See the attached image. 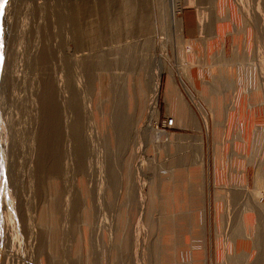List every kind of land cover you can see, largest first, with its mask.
<instances>
[{
    "label": "rangeland",
    "instance_id": "1",
    "mask_svg": "<svg viewBox=\"0 0 264 264\" xmlns=\"http://www.w3.org/2000/svg\"><path fill=\"white\" fill-rule=\"evenodd\" d=\"M123 1L0 0V264H237L241 251L250 254L249 264H264V0L221 1L217 9L225 24L211 30V36H218L226 58L224 73L211 85L206 84L214 77L213 68L202 72L198 66V46L210 39V32L192 40L180 37L169 20L171 0H128L134 5L130 10ZM199 1L178 0V17L192 8L199 29L201 13L214 27L217 3ZM74 22L83 30L78 41L94 60L78 70L80 100L93 107L82 127L88 155L82 164L86 169L74 170L72 157L66 158L71 146L63 138L56 146L63 174L56 176L58 160L43 145L42 101L45 80L63 75L65 50H74ZM162 63L159 68L167 72L156 118L146 80ZM220 84L222 90H211ZM168 85L194 114L197 128H179V116L167 104ZM142 98L149 100L141 108ZM212 99L219 101L215 112ZM119 103L125 105L123 121L116 116ZM167 119L174 120L172 129L164 128ZM158 132L173 141L153 142ZM188 176L194 185L186 183ZM172 178L191 190L189 204L175 201ZM163 180L165 191L158 194ZM165 197L170 200L163 205ZM248 222L247 236L242 229ZM257 237L260 243L253 242Z\"/></svg>",
    "mask_w": 264,
    "mask_h": 264
},
{
    "label": "bare ground",
    "instance_id": "2",
    "mask_svg": "<svg viewBox=\"0 0 264 264\" xmlns=\"http://www.w3.org/2000/svg\"><path fill=\"white\" fill-rule=\"evenodd\" d=\"M93 1V0H92ZM95 1V0H94ZM97 1V0H96ZM125 1V0H124ZM123 1V2H124ZM134 1V0H133ZM159 1V0H158ZM163 0H161L160 2H162ZM199 1V0H198ZM198 1L197 0H194V1H192V0H187V2L189 3V4H192V5H194L195 3H198ZM201 1V0H200ZM199 1V2H200ZM209 1V0H208ZM215 1V3H217V4H215V7H214V9H216V12H215V23H214V27H210L209 26V24L210 23H208V20H207V15H204V14H202L201 12V14H200V20H201V23H200V33H205V34H208L209 32H210V34L208 35V36H210V39H208V40H206L205 42H204V44H203V46H201V47H199L198 46V49H200V51H201V55H200V60H199V62H198V66H199V70H201L202 72H204V68H208V69H210V68H213V71H212V74H213V76L214 77H212V81H210L211 83L209 84H206V85H211L212 83H213V81H216L217 80V82H218V80L220 79V76H221V72L222 73H224V69H223V67H224V65H225V58H226V56H225V53H224V51H223V48L221 47V45L219 44V43H221V41L218 39V36L216 35V34H213L214 35V38L211 36V30H217L218 28H220L222 25H224L225 23H224V21L221 19V14L220 13H218V9L217 8H220V3H221V1L222 0H214ZM258 1V0H257ZM121 2H122V0H121ZM177 2H178V0H171V18L169 19L170 20V22H171V24L173 25V26H175V29H176V27H178L177 29H179V31H180V37H183V31H182V19L180 18V17H178V15H179V12H180V10H179V5L177 4ZM192 2V3H191ZM260 2V1H259ZM94 3V2H93ZM214 3V2H213ZM257 3V2H256ZM95 4H96V2H95ZM199 4V3H198ZM201 4H202V2H201ZM158 5V4H157ZM160 5V4H159ZM186 5V4H185ZM259 5V4H258ZM126 8L125 9H127V8H129V10L134 6H132V4L128 1V0H126V2H125V5H124ZM197 6V5H196ZM219 6V7H218ZM198 7V6H197ZM159 8V7H158ZM222 8V7H221ZM160 9V8H159ZM199 9H201V6H200V8ZM257 10H258V6H257ZM145 11V10H144ZM159 11V10H158ZM215 11V10H214ZM259 11V10H258ZM257 11V12H258ZM262 11V10H261ZM161 13V12H160ZM199 13V12H198ZM158 14V13H157ZM261 13H259V15H260ZM99 15V14H98ZM130 15V14H129ZM258 15V16H259ZM261 15H263V14H261ZM260 15V16H261ZM77 16H79L78 14H77ZM160 16H161V14H160ZM213 16V15H212ZM76 17V16H75ZM130 17H132V16H130ZM148 17H149V15H148ZM255 17V16H254ZM262 17V16H261ZM78 18V17H77ZM136 18V17H135ZM164 18H165V16H164ZM149 19V18H148ZM150 19H151V17H150ZM213 19V18H212ZM257 20V19H256ZM261 20V19H260ZM263 20V19H262ZM79 21V20H78ZM130 21V20H129ZM145 21V20H144ZM143 21V22H144ZM259 21V20H258ZM153 22V21H152ZM263 22H264V20H263ZM75 24L77 23V22H74ZM148 23H149V21H148ZM224 23V24H223ZM259 23V22H258ZM79 24V23H78ZM165 24H167V20L165 19V21L162 23V27L164 28L166 25ZM264 24V23H263ZM77 25V24H76ZM75 25V26H76ZM168 25V24H167ZM79 26H81V24L80 25H77L76 26V30H74V32L76 33V35L77 36H75V37H77V39L74 41V42H72V45H73V48H74V50L72 51V53H68V48H66V50H65V53H67V56L64 58V62H65V66H64V71H63V75H61L60 76V78L56 81V80H53V81H50L49 79H46L45 80V88H46V92H45V95L43 96V103L42 104H44L45 106H46V116H44V121H46V128L44 129V131H43V133H44V137H45V139H43V141H44V143H43V145H44V149L48 152V150L50 149L51 150V154H52V156H54V159L58 162V166H56L55 168H54V172H55V175L56 176H58V175H60L61 176V173L63 172V165H62V167H61V164H60V162H62V161H59L60 159L57 157L58 155H60V151H61V149H60V151H59V148L58 147H56V146H58V143L60 144L61 143V141H65V142H67L66 143V146H67V144L68 145H70L71 146V149H70V151H69V153L67 152V156L69 155V157H66V158H70L71 159V157H72V162H74V164H75V166H74V170H78V171H81V169L83 168L82 167V164H83V161H84V158L85 157H87V155H88V149L86 150V146H85V138H84V136H83V134H82V132H84L83 130H82V127H84V123H83V120H84V118L85 119H90V117L92 116V112H93V107H91V105H90V103H91V101H89L88 102V100L86 101V103L88 102L89 104H88V106H86V104H85V99L84 100H82L83 102H81V100H80V96H81V89H82V79L80 78V77H82L80 74H78V70H81V69H79L80 68V65L82 64H86L85 66L88 68L90 65H92L91 64V61H94L92 58V55H91V53H90V50L89 49H86L85 48V46L83 45V44H81V42H79L80 41V39H79V37H78V35H79V33H82V31H81V29L79 28ZM213 26V25H212ZM169 27V26H168ZM170 27H171V25H170ZM215 28V29H214ZM92 29V28H91ZM152 31V30H151ZM84 32H85V30H84ZM89 32V31H88ZM90 32H91V30H90ZM92 32H93V35H94V33L96 32L97 33V29H95L94 30V28L92 29ZM208 32V33H207ZM99 33V32H98ZM150 33V32H149ZM74 34V33H73ZM83 34V33H82ZM144 34V33H143ZM153 34V33H152ZM148 35V34H147ZM151 35V34H150ZM261 35V34H260ZM143 37H145V36H143ZM130 38V37H129ZM151 38V37H150ZM149 38V40H150V42H151V39ZM262 38V37H261ZM260 38V39H261ZM78 39H79V41H78ZM126 39V38H125ZM136 39H137V37H136ZM146 39V38H145ZM153 40H154V36H153ZM153 40H152V45H153ZM263 40V39H262ZM114 41H116V39L114 40ZM261 41V40H260ZM102 42H104V41H102ZM133 42L134 41H132V44H133ZM140 42V41H139ZM149 42V41H148ZM155 42V41H154ZM258 42H259V40H258ZM140 43H142V42H140ZM122 44V43H121ZM127 44V43H126ZM130 44V43H129ZM145 44V43H144ZM68 45V44H67ZM155 45V44H154ZM264 45V44H263ZM263 45H261L262 47H263ZM121 46V45H120ZM128 46V45H127ZM126 46V47H127ZM131 47H132V45H130ZM133 46H134V44H133ZM136 46V45H135ZM147 46V45H146ZM149 46V45H148ZM131 47L129 48V49H131ZM94 48V47H93ZM119 48V47H118ZM134 48H136V47H134ZM143 48V47H142ZM99 49V48H98ZM143 49H145V48H143ZM152 49V48H151ZM258 49H260V48H258ZM100 50V49H99ZM103 50V49H102ZM109 50V49H108ZM107 50V51H108ZM128 50V49H127ZM137 50V49H136ZM135 50V51H136ZM94 51V50H93ZM112 50H110L109 52H111ZM122 51H123V49H122ZM131 51H132V49H131ZM142 51V50H141ZM152 51V50H151ZM199 51V52H200ZM263 51H264V49H263ZM92 52V51H91ZM120 52V51H119ZM134 52V51H133ZM259 52V51H258ZM121 53V52H120ZM119 53V54H120ZM95 54V53H94ZM97 54V53H96ZM102 54V53H101ZM105 54H108V53H105ZM117 54V53H116ZM131 54H132V52H131ZM150 54V53H149ZM179 54H180V52H179ZM113 55V54H112ZM122 55V54H121ZM124 55V54H123ZM129 55V54H128ZM137 55H139V54H137ZM238 55H239V50H238ZM102 56V55H101ZM108 56V55H107ZM115 56V55H114ZM234 56V55H233ZM240 56H241V54H240ZM44 57H45V55H44ZM102 57H104V56H102ZM118 57H119V55H118ZM128 56H126V58H127ZM133 57V56H132ZM141 57V56H140ZM257 57V56H256ZM101 58V57H100ZM105 58L106 57H104L103 59L105 60ZM109 58V57H108ZM44 59H47V58H44ZM102 59V58H101ZM115 59H117V57L115 58ZM119 59V58H118ZM117 59V60H118ZM129 59H130V57H129ZM132 59V58H131ZM143 59V58H142ZM151 59V58H150ZM243 59H245V58H243ZM243 59L241 60L240 59V61H239V63L243 66V64L242 63H244L243 62ZM258 59V58H257ZM97 60V59H96ZM99 60V59H98ZM147 60V59H146ZM154 60V59H153ZM101 61V60H100ZM122 61V60H121ZM126 61H127V59H126ZM144 61V60H143ZM152 61V60H151ZM258 61H260V63H261V60H259L258 59ZM104 62V61H103ZM139 62H142V61H140L139 60ZM145 62V61H144ZM143 62V63H144ZM147 62V61H146ZM158 62H160L159 60H158ZM157 62V63H158ZM163 62V61H162ZM102 63V62H101ZM100 63V64H101ZM151 63V62H150ZM153 63V62H152ZM258 63V62H257ZM96 64V63H95ZM99 64V63H98ZM118 64V63H117ZM125 64V63H124ZM148 64V63H147ZM155 64V63H154ZM160 64V63H159ZM259 64V63H258ZM262 64V63H261ZM260 64V65H261ZM110 65V64H109ZM114 65V64H113ZM133 66H134V64H132ZM138 65V64H137ZM141 65V64H140ZM146 65V64H145ZM187 65H189L190 66V68L192 67V65L191 64H189V63H187ZM99 66V65H98ZM103 66V65H102ZM132 66V67H133ZM135 66H136V63H135ZM143 66H144V64H143ZM149 66V65H148ZM157 66H158V68H156L155 67V69H153V71L150 73V75H151V77L150 76H148L149 75V73H147V74H145V76L147 75L148 77H150V78H148V80H146V81H149V83L151 84V91H147V93L149 94V93H151V95L148 97L149 99H150V103L152 104L151 105V110H152V114H153V116L154 117H156V118H158L157 116H158V109H157V104H158V98H159V95H160V92H161V86H162V76H163V74L165 73V72H167L166 70L164 71V69H161V68H159L160 66L161 67H163L164 65H163V63H162V65H158L157 64ZM196 66V65H195ZM197 66V67H198ZM259 66V65H258ZM263 66V65H262ZM93 67V66H92ZM107 67V66H106ZM125 68L127 67V66H124ZM129 67V66H128ZM131 67V66H130ZM132 67L130 68V69H132ZM141 67H142V65H141ZM146 67V66H145ZM113 68V67H112ZM135 68V67H134ZM134 68H133V70L132 71H134ZM137 68V67H136ZM164 68V67H163ZM114 69H116V68H114ZM130 69H128L129 71H130ZM138 69H140V67L138 68ZM151 69V68H150ZM113 70V69H112ZM128 70L125 72V74L128 72ZM141 70V69H140ZM142 70H144V68H142ZM170 70V69H169ZM250 70V69H249ZM82 71V70H81ZM119 71V70H118ZM117 71V72H118ZM135 71H137L136 69H135ZM83 72V71H82ZM120 72V71H119ZM138 72V71H137ZM149 72V71H148ZM169 72V75L172 77L173 76V72L170 70V71H168ZM86 73H89V75H90V72H86ZM85 73V74H86ZM131 73V72H130ZM110 74V73H109ZM112 74V73H111ZM110 74V75H111ZM124 74V75H125ZM127 74H129V72L127 73ZM137 74V73H136ZM182 74H184V73H182ZM215 74H217V76L215 75ZM120 75V74H119ZM119 75H117L118 77H120ZM123 75V74H122ZM132 75V74H131ZM134 76H135V74H133ZM132 75V76H133ZM142 75H143V73H142ZM184 75H187V74H184ZM220 75V76H219ZM113 76H114V74H113ZM116 76V75H115ZM126 76V75H125ZM202 76V75H201ZM124 77V76H123ZM47 78V77H46ZM75 78V80H73ZM88 78V77H87ZM122 78V77H121ZM121 78L119 79V80H121ZM145 78V77H144ZM219 78V79H218ZM124 79H125V77H124ZM73 80V82H71ZM119 80H118V82H119ZM210 80V79H209ZM44 81V80H43ZM89 81V80H88ZM143 82L145 81V79L144 80H142ZM90 82V81H89ZM124 82H125V80H124ZM123 81H122V83H124ZM207 82H209V81H207ZM221 82V81H220ZM146 83V82H145ZM144 83V84H145ZM149 83H146V84H149ZM206 83V82H205ZM201 84V83H200ZM224 84V83H223ZM245 84H247V83H245ZM192 85V84H191ZM113 86V85H112ZM119 86H120V84H119ZM122 86V85H121ZM124 86H125V83H124ZM148 86V85H147ZM193 86V85H192ZM216 86H218V88L216 89V87H213V88H215V89H212V87L211 86H209V88L211 87V90H215V92L217 93V90H222V88H223V86L224 85H216ZM144 87H145V85H144ZM149 87V86H148ZM112 88H114V87H112ZM115 88H116V86H115ZM119 88V87H118ZM122 88V87H121ZM120 89V88H119ZM123 89V91H124V88H122ZM146 89V88H145ZM113 90V89H112ZM210 90V89H209ZM115 91V90H114ZM113 91V92H114ZM122 91V92H123ZM141 91H142V93H146L144 90H142L141 89ZM176 91V89L174 88V86H173V88L172 87H169V88H167V97H168V103H169V105L171 106V107H173L172 108V111L174 112V113H177V115L178 116H184L185 114H186V112H184V110L182 111V107H180L179 106V104H177V99H176V96L174 95V93L173 92H175ZM63 93V95H64V98L62 99V101H63V103H65V105L63 104V103H61L62 104V106L64 105V110H65V112L63 111V112H61V105H60V101H61V99H59V100H57V98L59 97V96H61L62 95V93H61V95L59 94V93ZM210 92V91H209ZM212 92V91H211ZM115 93V92H114ZM113 93V94H114ZM57 94H59V96L57 95ZM117 94H119V93H117ZM122 94V93H121ZM125 94V93H124ZM123 94V95H124ZM122 95V96H123ZM146 96H147V94H145ZM223 95V94H222ZM56 96H58V97H56ZM63 97V96H62ZM61 97V98H62ZM123 97H125V96H123ZM60 98V97H59ZM121 98V97H120ZM119 98V99H120ZM146 99V101L148 102V100L149 99ZM246 98V97H245ZM90 99V98H89ZM115 99H116V97H115ZM123 100H121V101H125L124 100V98H122ZM126 99V98H125ZM145 99L144 98H142V100H141V102L140 103H138V106H140L141 108L144 106V105H146V101H145ZM117 100V99H116ZM61 101V102H62ZM118 101V100H117ZM115 102V101H114ZM119 102V101H118ZM117 102V103H118ZM116 103V104H117ZM181 104V103H180ZM219 104V101H218V99H217V102L215 101V102H213V99H212V101H210L209 102V105L212 107V110H213V108L214 107H216L217 105ZM115 105V104H114ZM122 104H120L119 103V106H121ZM207 105H208V103H207ZM209 105H208V107H209ZM123 106H125V105H123ZM123 106H121V108L119 109V111H118V113H117V115L116 116H119L118 118H120L119 119V121H123V119H124V117L126 116V113H125V115H124V110H123ZM137 106V107H138ZM123 107V108H122ZM44 108V107H43ZM189 108V107H188ZM66 109H67V112H66ZM125 109V108H124ZM181 110V111H180ZM215 110L216 109H214L213 110V112H215ZM45 111V110H44ZM43 111V112H44ZM140 111V110H139ZM191 111V110H190ZM62 113H64V114H62ZM191 113V116H193L194 114L192 113V112H190ZM105 116V115H104ZM188 116V115H187ZM43 118V117H42ZM127 118V117H126ZM155 118V119H156ZM188 118H189V116H188ZM153 119V118H152ZM42 122V121H41ZM88 122V121H87ZM132 122V121H131ZM148 122H150V121H148ZM235 122V121H234ZM45 123V122H44ZM112 123H113V121H112ZM151 123V122H150ZM206 123V122H205ZM41 124V123H40ZM149 126H150V124H148ZM41 126H43L44 127V124L43 125H41ZM148 126V127H149ZM110 127V126H109ZM111 127H113V126H111ZM116 127H117V124H116ZM121 128H122V126H120ZM153 128H151V126H150V128H151V130H153V129H155V127L154 126H152ZM86 129V128H85ZM126 130H127V128H125ZM88 130V129H87ZM126 130H125V132H126ZM132 130V129H131ZM91 131V130H90ZM108 131V130H107ZM123 132V131H122ZM140 132V131H139ZM92 133V132H91ZM108 133V132H107ZM42 134V133H41ZM88 135V133H86V131H85V135ZM122 135H123V133H122ZM235 134H233L232 136H234ZM39 136V135H38ZM43 136V135H42ZM89 136H91V135H89ZM107 136V135H106ZM231 136V137H232ZM87 137V136H86ZM92 137V136H91ZM40 138H41V136H40ZM39 138V139H40ZM63 138L65 139V140H63ZM89 138V137H88ZM165 139V142H167V143H169V141L170 142H172L173 141V139L171 138L170 139V136H168V135H164L163 133H159L158 132V134L157 135H155V137H153V139H154V141L153 142H158V141H161V139ZM92 139V138H91ZM38 140V139H37ZM52 141L51 143H52V147H51V145H50V147H48V144H49V141ZM89 140V139H88ZM98 140V139H97ZM129 140V139H128ZM45 141H48V143H45ZM91 141V140H90ZM41 143V142H40ZM88 143V142H87ZM159 143V142H158ZM42 145V144H41ZM99 145V144H98ZM236 147V146H235ZM33 148V147H32ZM31 148V149H32ZM51 148H53V149H51ZM36 149V148H35ZM42 151V150H41ZM45 151V152H46ZM67 151V150H66ZM65 151V152H66ZM87 151V152H86ZM97 151V150H96ZM238 151V150H237ZM38 153V152H37ZM87 153V154H86ZM34 154V153H33ZM43 154V153H42ZM46 154V153H45ZM48 154V153H47ZM65 154V153H64ZM62 155V154H61ZM61 155L59 156V157H61ZM86 155V156H85ZM49 156V155H48ZM51 157V156H50ZM174 157V156H173ZM46 158V157H45ZM41 159V158H40ZM44 159V158H43ZM52 159V158H51ZM86 159V158H85ZM42 160V159H41ZM47 160V159H46ZM65 160V159H64ZM178 160V159H177ZM235 160V159H234ZM47 161H50V158H49V160H47ZM41 162V161H40ZM46 162V161H45ZM44 162V163H45ZM43 162H41V164H42ZM50 163V162H49ZM67 163V162H66ZM70 163V162H69ZM85 163V162H84ZM231 163V162H230ZM232 163H233V161H232ZM40 164V163H39ZM46 164H48V163H46ZM86 164V163H85ZM88 164V163H87ZM86 164V165H87ZM84 165V164H83ZM91 165V164H90ZM264 165V164H263ZM40 166H42V165H40ZM44 166V165H43ZM46 166V165H45ZM48 166V165H47ZM85 166V165H84ZM127 166V165H126ZM231 166V165H230ZM49 167V166H48ZM82 167V168H81ZM232 167V166H231ZM46 168V167H45ZM52 168V167H51ZM50 168V169H51ZM140 168V167H139ZM142 168V167H141ZM264 168V167H263ZM262 168V169H263ZM48 169V168H47ZM83 169H86V168H83ZM233 169V168H232ZM39 170V169H38ZM52 170V169H51ZM50 170V171H51ZM49 172V171H48ZM83 172V171H82ZM82 172H80V173H82ZM262 172V171H261ZM63 174V173H62ZM83 174H84V172H83ZM85 175V174H84ZM189 175V174H188ZM261 175V174H260ZM45 176V175H44ZM56 176H55V179H56ZM40 177V176H39ZM258 177V176H257ZM188 178H189V176H188ZM259 178V177H258ZM146 181V180H145ZM165 181L166 180H163L162 182H161V185H160V187H159V193L158 194H160V193H162L163 191H165V189H164V183H165ZM169 182V181H168ZM181 182L182 183H184L183 181H182V179H181ZM194 179L193 178H189V180H187V184H190L191 186L192 185H194ZM261 182H262V184H264V171L262 172V177H261ZM43 183V182H42ZM170 188L172 189V192L171 193H173L174 194V197H175V201L177 200V202H178V204L180 203V202H182V204H185V205H187V204H189L190 202H191V190H189V189H186V187H185V185H181V186H178L179 185V181L177 182V180H173V178H172V180H170ZM166 184H167V182H166ZM174 184V185H173ZM261 184H260V182H259V186H260ZM113 186V185H112ZM101 189H102V187H101ZM143 189H144V187H143ZM54 190V189H53ZM143 191V190H142ZM53 192V191H52ZM70 193V192H69ZM73 194V193H72ZM165 195V194H164ZM181 195H184V199H182V196ZM258 195H261V193H256V197H258ZM68 196V195H67ZM174 197H173V199H174ZM159 196H158V200H159ZM255 198V197H254ZM67 199V198H66ZM73 200V199H72ZM71 200V201H72ZM168 200H170V198L169 197H165L164 198V200H163V205H165L166 203H167V201ZM255 200H256V198H255ZM258 200H259V198H258ZM257 200V201H258ZM68 201V200H67ZM174 201V200H173ZM65 202H66V200H65ZM70 202V201H69ZM86 202V201H85ZM256 202V201H255ZM73 203V202H72ZM71 204V203H70ZM74 205V204H73ZM262 206H263V208H264V205L263 204H261ZM66 206V205H65ZM92 206V205H91ZM98 207V206H97ZM165 207V206H164ZM261 208V207H260ZM68 209V208H67ZM262 209V208H261ZM98 210V209H97ZM22 211H20V213H21ZM187 212L188 211H186V212H184L185 214H187ZM190 212H192L191 210H190ZM244 212V211H243ZM88 213V212H87ZM92 213V212H91ZM162 214V213H161ZM247 214V213H246ZM181 215V212H180V214L178 213L177 214V217L179 216V221L180 220H182L184 217L183 216H180ZM93 216H95V215H93ZM242 216H243V214H242ZM24 217V216H23ZM92 217V216H91ZM173 217H174V215H173ZM102 218V217H101ZM157 218V217H156ZM248 218V217H247ZM162 219V218H161ZM243 219V218H242ZM246 219V218H245ZM32 220V219H31ZM91 220V219H90ZM160 220V219H159ZM245 221V220H244ZM249 221V220H248ZM181 222V221H180ZM24 223V222H23ZM160 224H162V222L160 223ZM244 224V223H243ZM27 225V224H26ZM91 225V224H90ZM193 225V224H192ZM28 226V225H27ZM100 226V225H99ZM175 226H179V225H177V223H176V225ZM70 227V226H69ZM90 227V226H89ZM92 227V226H91ZM161 227V226H160ZM242 227V226H241ZM246 228L244 229H242L243 230V232H244V234H249V232H250V229H251V223L250 222H248V223H246V226H245ZM250 227V228H249ZM100 228V227H99ZM95 229V228H94ZM161 229V228H160ZM190 230V229H189ZM240 230V229H239ZM95 231V230H94ZM235 231V230H234ZM91 232V231H90ZM161 233H162V231H160ZM163 232H164V230H163ZM258 233V232H257ZM160 234V233H159ZM260 234V233H259ZM98 235V234H97ZM248 236V235H247ZM247 239H249L250 237H246ZM190 239V238H189ZM97 240V239H96ZM249 240H251V239H249ZM254 243L256 242H259L258 241V237H257V239L256 240H254L253 241ZM261 242V241H260ZM259 242V243H260ZM253 243V244H254ZM259 246H260V244H258ZM257 246V245H256ZM192 248H194V247H192ZM195 249H197V247H195ZM192 251H197V250H192ZM7 254V253H6ZM250 254L248 253V252H246V251H241V253H239V255H238V257L236 258L237 260H236V263L237 264H249V260H250ZM233 258H234V261H235V257L233 256ZM255 259V258H254ZM178 261H180V260H178ZM233 261V262H234ZM257 262H258V259H257ZM176 263V262H175ZM232 263V262H231ZM253 263V262H252ZM192 264V263H191Z\"/></svg>",
    "mask_w": 264,
    "mask_h": 264
},
{
    "label": "crops",
    "instance_id": "3",
    "mask_svg": "<svg viewBox=\"0 0 264 264\" xmlns=\"http://www.w3.org/2000/svg\"><path fill=\"white\" fill-rule=\"evenodd\" d=\"M197 14H198V11H197L196 15ZM195 18L197 19V17H195V15H194V12L192 11V8L191 9H187V11H183V13H182L183 38H185L186 40L196 39L199 36V34H200V32H199V24H198V22H196ZM169 87H171V85H168L166 88H169ZM177 97L178 96H176V99H177V101L179 103V106L182 107L184 109V112H186V114L189 116V118H186L187 116L180 118V116H179L178 120L176 119L177 123L180 126L179 128L180 129H194V128H197V124H196L195 120L191 117L190 111L186 108V105L182 102V100H180ZM167 104L169 106L170 112L172 113L171 106L169 105L168 102H167Z\"/></svg>",
    "mask_w": 264,
    "mask_h": 264
},
{
    "label": "built area",
    "instance_id": "4",
    "mask_svg": "<svg viewBox=\"0 0 264 264\" xmlns=\"http://www.w3.org/2000/svg\"><path fill=\"white\" fill-rule=\"evenodd\" d=\"M174 127V120L173 119H167L164 122V128L165 129H172Z\"/></svg>",
    "mask_w": 264,
    "mask_h": 264
}]
</instances>
